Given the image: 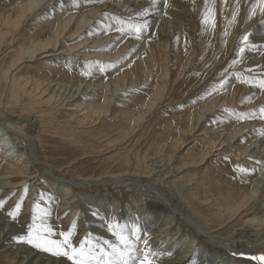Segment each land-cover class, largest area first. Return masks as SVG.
<instances>
[{
    "label": "rangeland",
    "instance_id": "374dc122",
    "mask_svg": "<svg viewBox=\"0 0 264 264\" xmlns=\"http://www.w3.org/2000/svg\"><path fill=\"white\" fill-rule=\"evenodd\" d=\"M30 1L32 0H0V13L1 12L9 13L14 16L18 14V11L23 10V7H25V4ZM56 1H58L59 3ZM133 1L134 0H111V1L110 0H63V1L62 0H47L45 3H41V6L37 5L39 7L38 9L35 8L37 7L36 4H31V6L29 4L26 7H29L30 9V7L34 5L33 8L35 9L32 8L31 13L28 12L26 14L23 24L21 26V29H19L18 32H15L16 34L14 35V37H10L9 41L6 43L4 42L2 44L3 46L0 47L2 48L0 50V61H1L0 62V81H2L0 82V102L2 101V103L4 102L10 103L11 89L9 85L6 84L5 79H3L4 77L3 73L5 70H7L8 66L10 67L13 54L17 55L19 52H16V51L19 48H23V47L28 48L30 46V45H26L29 43H27L26 41L24 42V40H26L27 37L23 38V36L30 34V32H32V34L41 32L44 29V26L43 27L39 26L41 27V29L39 27L37 29L33 28L34 30L33 31L31 29L32 27L30 28L31 24L34 23V21L36 22V20L40 21L43 24L45 23L47 24V22L57 23L60 17H64L66 19L68 18V20L71 22V23L69 22L70 25L72 24L71 26L69 25V30H70L69 33L73 34L77 32L79 34V35L76 34L77 38H76V41L72 42L73 46H76L78 43L82 44L86 42V46H88V49L84 48V45H83V48L81 47L83 50L79 48V50L77 49L78 51L76 50L75 52H72L74 53L73 56L72 55L68 57L66 56L65 58H62L64 56L62 57L60 56L62 60H65V59L67 60L65 64H68V61L71 60L72 62L69 64L71 65L73 63L71 66L75 68V71L79 74V78L83 79V81H89V79L91 81V79L93 78L92 81H99V82H101V80L102 82L105 81L104 83L102 82L101 83L104 85H108L109 87H112L116 84L118 85L119 89L122 88L121 91L117 88L116 92L114 93L115 96L113 95L111 88H110L111 90H108L109 99L112 98L111 102L112 103L116 102L117 104L114 103L116 108L120 109V111L122 112H134L136 110L135 103L142 102V101L143 103H146V104L149 102L148 104H151L154 107V108L152 107L153 109L140 122H137L134 116L130 119L129 132H128L129 135L128 136L120 135L119 137V140H121L120 141L121 145H118L117 148L113 147L112 149L108 151L105 149H103L104 151L85 150L83 148L77 147V145H75L73 142L67 139H63L62 137L56 136L54 134L55 131L53 129H49L50 131L44 130V133L43 132L41 133L40 142H38L39 141L38 139L37 140L33 139L32 144L30 143L29 145H27L24 140L26 138L23 135H21L20 132L16 129V126H14V124L17 126L19 125L16 124V121L13 120V117L10 116L8 110L5 109L4 105L0 106V140L1 141L4 140V143L9 144V146L13 148V153L15 152V154L13 155L14 157L22 155L23 157H26V159L28 160L27 155H30V156L38 155L35 161L39 164L43 162L39 159V157H41V159H43L46 162L45 164L46 165L49 164L48 166L52 168H49L50 171H48L47 169L45 171H42L41 169L39 170L33 169L32 171L33 172L35 171L39 174L43 173L44 175L47 176V178H49L48 181L52 182V180H54L55 183H60L61 185L66 184L68 181H71L72 179H76V178L77 179L79 178L89 179V178H98L100 176H107V177L114 176L115 177L117 175L118 176L126 175L125 177H128V176L130 177L134 173L133 168L131 167L129 169V168H126L125 166H120L118 162L115 163L114 160L110 158L111 155L117 154L119 150H120L119 152H123L125 150L132 151L135 149L139 150V146L148 145L149 151L147 150V156L149 158L156 157L157 154L161 156L163 155V158L168 160L171 166L173 165V168H177V167L185 168L184 164H191V156H189L188 154L189 152H191L192 150L196 148L195 150L199 151V153H201L202 156L205 157V161H204L205 163L201 170L204 171V174L206 175V177H213L216 180L223 178L225 181H229L231 185L234 184L236 187H239V186L242 187L246 183L245 187L248 186L250 188L251 183L253 182L254 179L260 178L264 175L263 174L264 173V153H263L264 152V118H262L264 117V114L261 113V109L264 108V89H261L259 87V82L261 80H264V70H263L264 69V16H262L260 12L259 0H194V1L193 0H185V1L184 0H167L168 1L167 6H165L164 0H155L156 2L155 4L156 6L158 5L157 6L158 8L152 2L153 0L148 1V3L145 2L147 0H143L144 3L141 2L142 0H136L134 1L136 6ZM137 1H139L140 3L138 2L139 4H137ZM113 2H115V4ZM69 3L70 4L72 3V4L70 5ZM105 3L110 4L109 9L112 8V10H114V11L111 10L113 13L110 12L109 9H105L107 7L105 6ZM116 3L118 5H116ZM187 3L189 4V6ZM206 3H207L208 9L213 15L214 27L211 25V23L209 24L202 23V20L205 16ZM168 4H169V7H168ZM151 5H152V8H150ZM117 6H119L120 8H118ZM137 6H141L144 9H142L141 11L137 10L136 9ZM192 7H194V10ZM165 8L168 9V11ZM254 8H255V14H253ZM96 9L98 10V16L102 14V16L99 17L101 19H99L97 15H96V19L94 17L95 15L90 16V14H92L94 11H97ZM145 9H147V13L149 14V15L147 14V16L150 19L147 16L139 17L137 15L138 13H141L142 11L144 12ZM163 10H165V12ZM115 11H118V13L114 14ZM64 12H67V13H64ZM152 12H155L156 16L154 14L151 15ZM192 12H194L195 15ZM120 13L121 14L124 13L122 14L123 17H121ZM164 13L166 15H163ZM47 14L48 15L50 14V15L48 16ZM84 16L85 18H87L88 23L86 19L84 18ZM88 16L91 18H89ZM72 17H74L75 19ZM83 18L85 19L84 22L86 26L81 30L79 29L81 26L78 28L79 23L77 22V20L81 22ZM113 18L114 20L116 19L115 20L116 23L113 20ZM72 19L74 20L72 21ZM91 19H93L92 20L93 22H91ZM106 19H108V22H111L110 20H113V22H111V24L110 23L107 24ZM143 19L144 20L146 19L148 27L145 28L139 34H137L133 30V26L142 23ZM172 20L174 21L172 22ZM89 21L91 22V24H93L94 22H97V24H99L100 26L99 27L100 30L98 31V34H90L89 38H91V40L87 41V39L84 37L87 35L85 34L87 31H88L87 33L91 31L90 30L91 24ZM165 21L167 23H165ZM123 24L124 26L122 27ZM168 26H169V29H168ZM176 27H180V29ZM204 28L206 29L204 30ZM209 29L211 32H209ZM179 30H181V33ZM194 30L196 31L194 32ZM100 33H101L102 38L98 37V35L100 36ZM203 34L205 35L204 36L205 38L203 37ZM49 36L50 35H48L47 33V36H43V39H46ZM244 36H248L247 45L242 40ZM176 37H179V38H176ZM108 38L109 39L111 38V39L109 40ZM205 39L208 40V42ZM94 40L95 42L96 41L97 42L99 41V42L98 43L94 42L96 44L95 45L93 43ZM186 40L187 41L190 40L189 43ZM107 41H109V43ZM133 41L135 42L132 43ZM136 42L137 44H135ZM178 42L181 44V46ZM16 43L19 46H17ZM14 44L16 48L14 47ZM104 44L108 46L105 47ZM173 44L174 45L176 44V45L174 46ZM161 46L163 47V49ZM166 46L167 47L170 46L172 49L169 47L168 48L169 50L166 51L167 50ZM194 46L196 47V49ZM91 48H94L93 49L94 51ZM241 48H244L243 52H241ZM99 49L101 50L103 49V51H107L108 54H118L117 57L119 59L115 58L116 59L115 60V59L109 58L108 59L109 62H108L107 58L103 57L97 62H95V56L90 55V53L92 54V53L101 51ZM185 49H188V50H185ZM111 50H113V52ZM156 51H157V54H156ZM83 53L89 54V58H87L88 60L80 56ZM176 54L179 55L181 59L176 60L177 57H179ZM210 54L213 56H211ZM77 55L79 57H77ZM158 55L160 56L164 55L167 60L162 58V59H159L160 61L158 62L157 60ZM169 56H171L170 59H169ZM195 56H196V59H194ZM172 57H174L175 59L173 60ZM188 58L189 59L191 58L190 60H192L191 66L190 64H187V62L189 61ZM203 59L206 61H204ZM25 60H26V64L24 66L27 65L26 67L34 68V69L38 67V65L41 63V60H39V58L35 59V61L39 60V63L34 62V60H32L33 62L29 61L30 59H27V58ZM62 60H60V58L58 57V60H56L55 62L59 63V61L61 62ZM183 60L185 61L187 66L189 65V68L186 69L187 72L185 74V77L182 80L178 81L179 83L178 84V83H175L174 81H175L176 75L181 71V68H182V64L179 62H182ZM258 60L259 62H257ZM122 61H124V63ZM104 65L106 66L104 67ZM139 65L143 67L144 71L137 70V67ZM155 66L157 67L155 68ZM124 70L125 71L128 70L130 72V76L125 75L126 72ZM168 70H169V75H168L169 80H167V77L165 78L164 76H162ZM158 75L160 77H158ZM79 81H77L74 84L69 82V83H66V85H69L70 87L78 86ZM107 82L109 84H107ZM81 86L83 87L84 85H81ZM132 86H134V88H132ZM244 88H246L247 90ZM5 89L7 92L5 91ZM151 89L153 90V92ZM251 89L252 91H250ZM110 91L112 92V95H110L111 94ZM246 94L248 95L246 96ZM223 95L224 97L226 95L227 97H230V98H227V97H226L227 99L223 98ZM245 96L247 97V99ZM117 97H119L120 100ZM250 97H253L254 99ZM154 99L155 101H153ZM117 101L120 103H118ZM157 101L158 103H155ZM221 103L223 104L221 105L223 106L222 108L219 105ZM217 104L219 105V107ZM41 107L46 109L43 105H41ZM122 107L123 109H121ZM205 109L208 113L205 111ZM245 113L247 115H245ZM20 115H21V112L20 113L17 112L14 115V117L17 118ZM197 118L200 120H198ZM61 119L65 121L67 117L66 116L64 118L60 117V120ZM119 120H120L119 118L113 119L111 120V123H113V125L120 124V123L122 124L123 122H120L121 120L120 121ZM254 121L257 123L261 122L262 124L253 125L251 127L252 130L251 128L247 130V128L245 127L249 123L254 122ZM5 123L11 126H14L13 128L17 130L19 133L15 132L14 130L8 131L6 129L7 124ZM234 124H237V125H234ZM163 125L164 127H162ZM193 127L197 130L192 129ZM161 129H166V130H163V131H166V134L165 132L163 133ZM241 129H244L245 131ZM160 130L162 132H160ZM170 130H172L171 134H170ZM238 130L239 132L240 131L248 132L249 130L251 131L248 134L243 135L241 137L240 135H238L239 138H237V136L234 133H238ZM173 131L175 132L173 133ZM206 132L211 133L209 137L207 136ZM144 133L146 134L144 135ZM158 135H160V137ZM222 135L225 139L222 137ZM141 136L143 137V139ZM157 136L159 137V139ZM136 137L138 138V140ZM140 137H141V142L139 143ZM220 137L223 138V140ZM146 138H147V142H146ZM151 139H155V141L151 143ZM156 139H158L159 141ZM156 143L157 144L159 143V145L157 146ZM240 143H242L243 146H245L246 148L252 145L251 149L254 146H256L254 148V152H258V154H260L263 161H261V158H260V161H259L260 163H257L256 159L255 160L252 159L253 157L252 158L248 157L247 160L243 159V156L244 158H247L245 157L247 155L251 156L252 153H248V154L243 155L241 158H239L240 159L239 162H236V159H234V155L238 154L236 152L238 149L235 150V146L238 147V144ZM133 146L135 147L134 149H133ZM161 146L166 147V148L163 149ZM28 147H30V151L28 150ZM227 148L228 149L232 148V149L229 150V152H225ZM204 149L206 150V152ZM201 150L203 152H200ZM230 154L232 157L230 156ZM224 156H226L227 158ZM5 160L9 162L12 159L11 157L8 156V158H5ZM250 162L251 163L256 162L258 164V168L256 169L257 171L249 172ZM33 167H35V165L32 164L31 168ZM39 168H43V167L41 166ZM244 169L247 171H244ZM164 170L165 169H162V171ZM232 171L235 172V174H233ZM226 172H228V174ZM128 173H130L131 175H129ZM161 174L164 180H166L167 185H169L172 182L171 179L169 180L167 178L168 175L166 177L163 176L164 174H166L165 172ZM184 174H186V172ZM195 174L197 173H195L194 171H190V175H193L194 178L197 177V175ZM238 174H241V175L244 174L243 178L240 179ZM40 176H42V174H40ZM59 178H61L60 179L61 181L58 180ZM201 178L202 177H199V179ZM43 180L39 182V184L41 183L40 185L39 184L36 185L38 187L40 186L39 188L38 187L33 188V185L29 184L28 181H26L25 184L28 183V185L26 186V191H27L26 194L27 193L28 194L27 195L25 194V197H23L24 199L23 198L20 199V197H18L14 201L15 202L14 206H10V208L5 209L4 205H6L7 202H9L8 200L6 203L3 204V207L0 208V213H1L0 214V219H1L0 220V230L2 229L0 232L4 233V230L6 229V233H8V236L11 239L10 240L11 245L16 243L13 246H17V247L26 246L27 248L35 251L38 254H45L47 256L50 255L54 259H58V258L61 260L63 259V260H66L68 263L72 264V262L68 260L66 257H55L49 253L43 252L34 247L32 248V246L26 243H18L17 237L27 235L29 227L32 226L33 224L35 225L36 228H40L42 226L50 227L53 233L51 237L52 239L62 240L63 237L60 236V233L70 232L71 233L70 240L74 248L79 250L81 244H83L85 246V250L92 249L93 252L97 256H99L101 250L105 252L111 251V249L109 248V245L119 246V244L116 243V241L112 240L115 238L118 240V235H114L113 231L109 230V226L111 225L113 230L116 233H120L121 231H123L125 235H130L131 230L134 228L139 229V232L137 233V235H139L140 239L136 242L137 247L140 248L141 250L145 249V247L149 249L153 248L152 250L155 252L159 250L158 252H156L159 254L156 257V264H167L168 263L167 257L170 255H168L169 253L165 252V248H164L165 246H162L161 248L157 247L159 245V243H156L157 239H154V236L150 232L149 233L143 232V230L140 228V225L138 224L143 219L152 216L151 207L153 205H156L157 203V201H155L154 199L146 198V197L141 198V195H139L141 193L139 192L136 193L137 191L133 189L130 190L129 188L122 189V188H113V187H107V188L93 187L90 189H86L84 191L81 189L75 188V189H72V191L76 193L75 194L76 198L79 199L80 196L82 197V200L87 196L92 199L98 198L100 201L104 200V205L102 204L98 208L96 204L90 203L91 209H93L94 212H96L97 215H99L100 218L98 219L100 220V223H99V220L98 222H96L97 219L95 220L89 219L87 212L81 213L79 210H76L75 217L71 218V220H68L70 212H66L65 210L63 211L64 214L61 213L62 215L61 214L59 215L56 213L50 214L49 212H47L46 203L52 205L55 208L54 211L55 210L58 211L62 204L61 203L58 204L57 202H54L53 204L50 202L49 197L52 194H50L48 191L44 192L42 190L43 183L45 184ZM184 184H187V183H184ZM169 186H171V184ZM183 186L185 185H182L181 187ZM47 187L49 189V185ZM30 188L35 195L38 193L35 199L39 198L40 200L38 199L37 203H34V204L31 203L30 209L29 208L26 209L25 204L27 202V197L29 196L31 192ZM37 188L39 190H37ZM141 188L145 190L147 189V192L151 194L152 196H156L158 198L162 196L158 192H155L152 190L154 187H152L151 189L148 186H145V187L141 186ZM193 188H194V185L190 187V189H193ZM178 190H182V191L179 192ZM54 192H57V190H54ZM147 192L143 191L142 193H147ZM170 192H172V194L176 196L177 198H179L180 200L181 195H184V197L187 196L185 194L188 193V188H184V191H183V189H179L177 186L173 185L170 188ZM62 193L63 191H61L60 194ZM43 196L45 197L43 198ZM201 196L202 197L204 196L203 192H201ZM259 197L260 198L258 199V201H256L253 205L249 207V211L247 212V214L251 213L250 214L251 216L249 215L250 217L249 216L245 217V221L246 219H251V218H253V220L254 219L258 220L262 218L261 220H264V211H263L264 191H262V194L261 193L259 194ZM31 200L32 199H29V201ZM189 200L194 202L193 199L191 198H189ZM178 202H180L179 203L180 207L184 205V208H187V203H185L184 200H180ZM18 203L21 205V208H20V211L17 213L16 218L13 219L12 217L8 215V213L14 211L15 206ZM55 204H58V205L56 206ZM92 204H94L95 206ZM35 206L39 208H35ZM56 207L58 208V210ZM183 213L184 212H182L180 209H174L173 211H170L162 215L166 218L168 222H172V224H174L175 227L177 226L181 230L180 233L182 234H179V235L184 236L183 237L184 242L183 244H181V246L178 244V250L181 249L182 247L184 249L187 247L188 248L191 247V245H193L192 241H194L196 245L198 243L199 244L197 246L194 245V247L191 250L192 251L196 250V252H198L197 253L198 256L193 258L192 259L193 261L191 260L187 263L182 262V261H176L175 257L172 258L173 261L170 258L169 260L172 261V264H189V263L190 264H255L254 261H250L246 259V257L250 255L249 253L244 255L246 256L244 257L242 255H239L241 253H236L229 249H227L226 251L222 250L223 248L217 245L216 243H213L210 238L208 239L201 238L200 233L196 230L194 226L191 225V223L189 222L190 220L187 219ZM2 219L6 220V223ZM84 219L86 221H84ZM12 222L13 224H10ZM235 222L225 227L224 230L218 232L221 238L228 239L229 237L233 236V238L238 239V238H243L245 234H247L246 232H248V230L245 228L244 230H242L243 227H241L242 226L241 222L239 223H235ZM83 223L85 226L83 225ZM13 228H15V230H13ZM97 229L102 230V231L105 230L104 231L105 233L108 232L106 233L108 234V238L107 237L104 238L102 236L97 235V232H96ZM257 229L259 230L260 226H258V228L257 227L255 228V230ZM11 230H13L14 232ZM18 231L20 232V234H17L19 233ZM171 237L172 236L168 237V239H166L165 242H163V244H166V246L169 245L170 243L169 239ZM177 239L173 241V245H172L173 248L176 245L175 242H177ZM145 241H147V245H145ZM181 241L182 240H180L179 243H181ZM162 252L163 253L165 252V253L162 254ZM233 253H236L237 255H233ZM186 254L190 258L193 253H189V254L186 253ZM260 254L264 255V250L261 253H258L255 255H260ZM179 255L180 256L185 255V250H182V251L180 250ZM0 264H12V263L10 262L8 263L6 261L2 263L0 261Z\"/></svg>",
    "mask_w": 264,
    "mask_h": 264
},
{
    "label": "bare ground",
    "instance_id": "6f19581e",
    "mask_svg": "<svg viewBox=\"0 0 264 264\" xmlns=\"http://www.w3.org/2000/svg\"><path fill=\"white\" fill-rule=\"evenodd\" d=\"M46 1L47 0H32L30 2H27L25 4V7H23V10L18 11V14L14 15V16L11 15V14H9V13L1 12L0 13V47L3 46L2 44L4 42L5 43L8 42L10 37H14V35L16 34L15 32H18L19 29H21V26L23 24V21H24V18L26 16V14L28 12L31 13L32 8H33L34 5L32 7H30V9H29V7H26V6L29 5V4H30V6H31V4H36V6L37 5L38 6L39 5L41 6V3H45ZM134 1H136V0H134ZM148 1H150V0H147L145 2L148 3ZM56 2H58V1H56ZM138 2L139 1H137V4L140 3V2L139 3ZM141 2H143V0ZM180 2H182V1H180ZM113 3L115 4V2H113ZM155 3H154V5L156 6ZM167 3H168V1H167ZM134 4H135V2H134ZM190 4H191V2H190ZM109 5L110 4L105 3V6H107L105 9H109ZM116 5H118V4L116 3ZM38 6L35 7V8L38 9L39 8ZM62 6H64V5H62ZM135 6H136V4H135ZM146 6H148V5H146ZM188 6H189V4H188ZM117 7L120 8L119 6H117ZM168 7H169V4H168ZM35 8H33V9H35ZM150 8H152V5H151ZM192 8L194 10V7H192ZM136 9L141 11L144 8H142L141 6H137ZM54 10H55V8H54ZM109 10H110V12L114 11V10H112V8H110ZM120 10H122V9H120ZM145 10H147V9H145ZM166 10L168 11V9H166ZM186 10H187V8H186ZM35 11H37V10H35ZM60 11H62V10H60ZM163 11L165 12V10H163ZM167 11H166V13H167ZM181 11H183V10H181ZM64 13H67V12H64ZM115 13L117 14L118 11H115L114 14ZM192 13H194V12H192ZM122 14H124V13H122ZM122 14H121V17H123ZM153 14L155 15L156 13L155 12H152L151 15H153ZM91 15H93V16L95 15L94 17L96 19V15L98 16V10L97 11H94L92 14H90V16ZM163 15H166V14L164 13ZM194 15H195V13H194ZM101 16H102V14L99 15L98 18L101 17ZM176 16H177V14H176ZM42 17H44V16H42ZM72 18H74V17H72ZM84 18H85V16H84ZM84 18L82 20L83 22L82 21L80 22V21L77 20V22L79 23L78 28L81 26L79 28L81 30L86 26V24L84 22L85 19H86V21L88 23L87 18H85V19ZM89 18H91V17H89ZM74 19H72V21ZM93 19H91V22H93L92 21ZM99 19H101V18H99ZM106 20H107L106 21L107 24L108 23L111 24V22H113L114 18H113V20H110L111 22H108V19H106ZM118 20H120V19H118ZM118 20H117V22H118ZM163 20H165V19H163ZM170 20H171V18H170ZM148 21H150V20H148ZM173 21L174 20H172V22ZM69 22L70 21L68 20V18L66 19L64 17H60V19H59V21L57 23H53V22H49L48 23L47 22V24L46 23L43 24V23H41L40 21H37V20H36V22L34 21V23H32V24L29 23V24H31L30 28L32 27L31 28L32 30H33V28L34 29H37L39 26H42V27L44 26V29L41 32H37V33H34V34H32V32H30V34H27V35L23 36V38H26L27 37L26 40H24L23 38L22 39L24 40V42L26 41L27 43H29V44H26V45H30V46L29 47L27 46L28 48H25L23 46H22L23 48H19L16 51V52H19V53L17 55H14L13 54L12 62L10 63V67L8 66L7 70L4 71V73H3L4 74V77L3 76L2 77H3V79H5L6 84H8L9 87H10V89H11V97H10V103H6V102L2 103V101H1L0 102V106L1 105H4L5 109L8 110L10 116L13 117V120H15L16 121V124L19 125V126H17V125L14 124V126H16V129L20 132V134L23 135L26 138L24 140H25V142H26L27 145H29L30 143L32 144L33 139H36V140L38 139L39 140L38 142H40L41 133L42 132L44 133V130L47 131L49 129H53L55 131L54 134L56 136L62 137L63 139H67V140L73 142L75 145H77V147L83 148L85 150L104 151L103 149H105V150L108 151V150L112 149L113 147H116L117 148L118 145H121L120 144L121 143L120 142L121 140H119L120 135L121 136H123V135L124 136H126V135L128 136L129 135L128 132H129V125H130L129 122H130V119L134 116L135 117V120H137V122H140L144 117H146V115L154 107L151 104H148L149 102L146 104V103H143V101H142V102H136L135 103L136 110L134 112H122V111H120V109L116 108V106L114 104L116 102H113L112 103L111 102L112 101L111 100L112 98L109 99V97H108L109 96L108 95V93H109L108 90H111V89H112L111 91L113 92V95L115 96L114 93L116 92L117 88L119 89L118 85L115 84L114 86H112V84H111L112 87H109L108 85L102 84L105 81L102 82L101 79L100 80H101L102 83L99 82V81H92L93 78L91 79V81H90V79H89V81H83V79H80L79 78V74L75 71V68H73L71 66L73 63L71 65L69 64L72 61L70 60V61H68V64H65L67 62V60L66 59L65 60H62V58H65L66 56L68 57V56H71V55L73 56L74 53H72V52H75L77 49L79 50V48H81V47L83 48V45H84V48H86V49H88V46H86V42H84V43L81 42L82 44H79L78 43L79 46H78V44L76 46H73L72 42L76 41V38H77L76 34H78V33L77 32H75L73 34L69 33V31H70L69 30V25L71 23V22L70 23ZM91 22H90V24H91ZM128 22H130V21H128ZM115 23H116V21H115ZM163 23H164V21H163ZM165 23H167V22L165 21ZM168 24H169V22H168ZM115 25H117V24H115ZM123 26H124V24L122 25V27ZM184 26H185V24H184ZM27 27H28V25H27ZM99 27L100 26H99V24H97V22H94L93 24H91L90 25V30L91 31H89V33H87L88 32L87 31L85 33L87 35L84 38H86L87 41H90L91 38H89V35L90 34H98V31L100 30ZM111 27H112V25H111ZM187 27H185V28H187ZM39 28L41 29V27H39ZM176 28H179L180 29V27H176ZM206 28H204V30ZM168 29H169V26H168ZM32 30H30V31H32ZM192 30H193V28H192ZM179 31L181 33V30H179ZM195 31L196 30H194V32ZM194 32H192V33H194ZM209 32H211L210 29H209ZM212 32H214V31H212ZM47 33L50 36L47 37L46 39H43V36H47ZM83 34H84V32H83ZM208 35H210V34H208ZM109 36H111V35H109ZM204 36L205 35L203 34V37ZM216 36H217V34H216ZM98 37L99 38H102L101 37V33H100V36L98 35ZM176 38H179V37H176ZM78 39H79V37H78ZM92 39H94V38H92ZM183 40H185V39H183ZM189 41H187V42L189 43ZM206 41L208 42V40H206ZM94 42H95V40L93 41V43ZM107 42L109 43V41H107ZM134 42L135 41H133L132 43H134ZM100 43H102V42H100ZM135 44H137V42ZM17 46H19V45L17 44ZM104 46L106 47L108 45H105L104 44ZM180 46H181V44H180ZM14 47H15V44H14ZM98 47H100V46H98ZM169 47H167V50L166 51L169 50L168 49ZM1 49L2 48H0V50ZM91 49L93 50L94 48H91ZM152 49H153V47H152ZM162 49H163V47H162ZM195 49H196V47H195ZM99 50H101V49H99ZM114 50H115V48H114ZM185 50H188V49H185ZM111 51L113 52V50H111ZM172 51H174V50H172ZM118 53H119V51H118ZM154 53H155V51H154ZM178 53H179V51H178ZM156 54H157V51H156ZM90 55H94L95 56V62H97L98 60H100L103 57L104 58H107V61L108 62H109V60H108L109 58L110 59H115V58L117 59L118 58L117 57L118 54H108L107 51H103V49L101 51H98V52H95V53H92V54L90 53ZM176 55H174V56H176ZM60 56L61 57L64 56V57L61 58ZM80 56L83 57L84 59L85 58L86 59L89 58V54H85V53L81 54ZM177 56H179V55H177ZM196 56H195L194 59H196ZM211 56H213V55H211ZM58 57L62 61L61 62L59 61V63L58 62L56 63L55 61L58 60ZM77 57H79V56L77 55ZM26 58L27 59H30L29 61L34 60V62H38V63H39V60H41V63L35 69L34 68L26 67L27 65L24 66L26 64V60H25ZM38 58H39V60L38 61H35V59H38ZM162 58L163 59H166V57L164 55L163 56L158 55V59H157L158 62L160 61L159 59H162ZM170 58H171V56H169V59ZM172 58H173V60L175 59L174 57H172ZM179 59H181L180 56L177 57L176 60H179ZM188 59H187V61H188ZM190 59L187 62V64H190V66H191L192 65L191 64L192 63V60H190ZM206 59H208V58H206ZM87 60H85V61H87ZM211 60H212V58H211ZM250 60H252V59H250ZM204 61H206V60H204ZM113 62H114V60H113ZM122 62L124 63V61H122ZM257 62H259V60ZM175 63H176V61H175ZM179 63L182 64V68H181V71L176 75V78H175V81H174L175 83H178V81L182 80L185 77V74L187 72L186 69L189 68V65L187 66L184 60L182 62H179ZM138 64H139V62H138ZM167 64H166V66H167ZM105 66L106 65H104V67ZM156 67L157 66H155V68ZM262 67H263V65H262ZM137 70L138 71H144L143 70V67L141 65H139L137 67ZM125 72H126L125 75L130 76V72L128 70H126ZM159 72H158V74H159ZM86 74H87V72H86ZM120 75H121V73H120ZM168 75H169V70L165 74H163L162 76H164L165 78L167 77V80H169V76ZM158 77H160V76L158 75ZM164 77H162V78H164ZM77 81H79L78 82L79 83L78 86H74V87L72 86V87H70L69 85H66V83H69L70 82V83H73L74 84ZM0 82H2V81H0ZM118 83H120V82H118ZM107 84H109V83L107 82ZM81 85H84V86L82 87ZM132 88H134V86H132ZM231 88H233V87H231ZM121 89H119V90L121 91ZM244 89H246V88H244ZM5 91H6V89H5ZM111 91H110V93H111L110 95H112V92ZM250 91H252V89ZM152 92H153V90H152ZM148 94H149V92H148ZM226 95H225V97L223 95V98H226L228 96V95L227 96ZM244 95H242V96H244ZM247 95L248 94H246V96ZM118 96H119V94H118ZM253 97H250V98H253ZM117 98H119V97H117ZM227 98H230V97H227ZM155 99L153 101H155ZM246 99H247V97H246ZM246 99H244V100H246ZM119 100H120V98H119ZM129 100H130V98H129ZM113 101H114V99H113ZM133 101H134V99H133ZM133 101H131V102H133ZM233 101H235V100H233ZM118 103H120V102H118ZM155 103H158V101L155 102ZM218 103H219V101H218ZM248 103H249V101H248ZM252 104H253V102H252ZM41 105H43L46 109L42 108ZM219 105L221 106L223 104L221 103ZM219 105H218V107H219ZM222 107L223 106H221V108ZM121 109H123V107ZM195 110H197V109H195ZM129 111H130V109H129ZM203 111H204V109H203ZM205 111H206V109H205ZM256 111H258V110H256ZM17 112H19V113L21 112V115L16 118V117H14V115ZM209 113H211V112H209ZM245 115H247V114L245 113ZM65 116L67 117V119L65 121H63L62 119L60 120V117L64 118ZM117 118H119L121 120V121L120 120L119 121L120 122H123V123L122 124L120 123V124L113 125V123H111V120L117 119ZM185 118H187V117H185ZM175 119H176V117H175ZM177 119H178V117H177ZM198 120H200V119H198ZM164 121H162V122H164ZM193 121H194V119H193ZM203 121H205V120H203ZM124 123H125V125H124ZM5 124H7V123H5ZM260 124H262V123L261 122L260 123H257V122L254 121V122L249 123L247 126L245 125L246 126L245 128H247V130H248L253 125H260ZM165 125H167V124H165ZM234 125H237V124H234ZM6 126H7L6 129L8 131L14 130L15 132L19 133L17 130H15L13 128L14 126H11L9 124H7ZM197 126H198V124H197ZM162 127H164V125ZM195 128H196V126H195ZM195 128L193 127L192 129H195ZM155 129H154V131H155ZM158 129H159V127H158ZM244 129H241V130H244ZM152 130H153V128H152ZM161 130L163 131V130H166V129H161ZM161 130H160V132H162ZM195 130H197V129H195ZM251 130H252V128H251ZM251 130H249L248 132L247 131L246 132H243V131H240L239 132V130H238V133H234V134L237 136V138H239L238 135H240V137H241L243 135L248 134ZM236 131H237V129H236ZM164 132L166 134V131H163V133ZM171 132H172V130H170V134H171ZM174 132L175 131H173V133ZM145 134L146 133H144V135ZM206 134L209 137L211 133H207L206 132ZM158 136L160 137V135H158ZM219 136H221V135H219ZM219 136H217V137H219ZM141 137H140L139 143L141 142ZM159 137H158V139H159ZM222 137H223V135H222ZM235 137H233V138H235ZM223 138H221V139L223 140ZM237 138H235V139H237ZM127 139H128V137H127ZM142 139H143V137H142ZM158 139H156V140H158ZM207 139H209V138H207ZM137 140H138V138H137ZM153 141H155V139H151V143H153ZM146 142H147V138H146ZM201 143H202V141H201ZM158 145H159V143L157 144V146ZM220 145H222V144H220ZM146 146H148V145H146ZM146 146H144V145L143 146H139V150L138 149H135V150H132V151H130V150H127L126 151L125 150L123 152H119L120 150L118 149L119 151H118L117 154L111 155L110 158L112 160H114L115 163L118 162L120 164V166H125L126 168H129V169L131 167L133 168L134 173L132 175L130 173H128L129 175H131L130 177L128 176V174H127L128 177H125L126 175H123L122 174L123 176H121V175L118 176L117 175L115 177L114 176H111V177L100 176L98 178H89V179H80V178L77 179L76 178V179H72L71 181H68L67 180L68 182L66 184H62L61 185L60 183H55L54 180H52V182L48 181L49 178H47V176L44 175L43 173H40V174H42V176H40L39 173H37L35 171L34 172L32 171L33 169H37V170L41 169L42 171H45L47 169L48 171H50L49 168H52V167L48 166L49 165L48 163H47L48 165H46L45 164L46 162L43 159H41V157H39V159L41 161H43V162H41L40 164L35 161L36 158L38 157V155L37 156H35V155H33V156L27 155L28 160L26 159V157H23L22 155L15 156L14 157L13 155L15 154V152L13 153V148L11 146H9V144L4 143V140L3 141L0 140V155H1L0 156L1 157L0 158V202H3V204H4V203H6L9 200V202H7V204L4 205L5 206V209L10 208V206H14L15 205V202L14 201L18 197H20V199L23 198V197H25V194L27 192L26 191V186L28 185V183L31 184V185H33V188H34V187H38L36 185H38L39 182L44 179L43 182H45V184L42 182L43 183L42 190L44 192L48 191L50 194H52L49 197L50 198V202L53 203V204H54V202H57L58 204H60V203L62 204L60 206L59 210L56 207L58 211L55 210L56 211L55 212L54 211L55 208L52 205L46 203L47 212H49L50 214L56 213V214H59L60 215L61 213L64 214L63 211L65 210L66 212H70L69 218L68 217L67 218H68V220H71V218L75 217L76 210H79L81 213L87 212L89 219H94V220L97 219L96 222H98V220H99L98 218H100V217H99V215H97L96 212H94L93 209H91L90 203L96 204L97 207L99 208L102 204L104 205V200H101L100 201L98 198L97 199H92V198H90L88 196L85 197L83 200H82V197L81 196L80 197L78 196L79 197V199H78L75 196L76 193H74V191H72V189H75L76 188V189H81V190L84 191L86 189H90V188H93V187H98V188L113 187V188H122V189L129 188L130 190L133 189V190L137 191L136 193H138V192L141 193V194H139V195H141V198H144V197H146V198H152L155 201H157L156 205H153L151 207L152 216L143 219L138 224L140 225V228L143 230V232H146V233H149L150 232L154 236V239H157L156 243H159V245L157 247L161 248L162 246H165L164 247L165 248V252L169 253L168 255H170V256L167 255L168 256L167 257V260H168V263L167 264H172V261H173L172 258H174V257H175L176 261H182V262H186L187 263V262L191 261L193 258H195L196 256H198V254H197L198 252H196V250H194V251L191 250L194 247V245H196L194 241H192L193 245H191V247H189V248L187 247L185 249L182 247L181 249L178 250V244L180 246H181V244H183V242H184L183 237L184 236L183 235H179V234H182V233H180L181 230L177 226L175 227L174 224H172V222H168L166 220V218L162 215V214L168 213L170 211H173L174 209H180L182 212H184L183 213L184 216L187 219L190 220L189 222L200 233V237L201 238H203V239L210 238L213 243H216L217 245L221 246L223 248L222 250H225L226 251L227 249H229V250H231L233 252L243 254L242 256L246 255L247 253H249L250 255H255V254L261 253L264 250V220H261L262 218H260L258 220H256V219L253 220V218H251V219H246V221H245V217H248L251 214V213L247 214V212L249 211V207L251 205H253L256 201H258V199L260 198L259 197V194L260 193L262 194V191H264V175L262 177H260V178H256V179L253 178L254 180L251 183L250 188L248 186L245 187V184L246 183L242 187H240V186L239 187H236L234 184L231 185L229 181H225L223 178H220L219 180H216L213 177H206V175L204 174V171L201 170L202 167L204 166V163H205L204 162L205 161V157H203L202 154L199 153V151L195 150L196 148L194 150H192L191 152H189V154H188L189 156H191V164H184L185 165V168H182V167L173 168V165L171 166V164L168 162V160H166L165 158H163V155L161 156V155L157 154L156 157H150L149 158L147 156V150L149 151V149H148L149 146L148 147H146ZM144 147H146V148H144ZM251 147H252V145L249 146L248 148H246L245 146H243L242 143L238 144V147L235 146V150L238 149L236 151L238 154L234 155V159H236V162H239L240 161L239 158H241L243 155L248 154V153H252L251 156H248V155L245 156L247 158H244V156H243V159L247 160L248 157L249 158H252L253 157L252 158L253 160L256 159L257 161H260V158H261L260 154H258V152H254V148L256 146H254L252 149H251ZM134 148L135 147L133 146V149ZM162 148L164 149L166 147H162ZM231 149L230 148L229 149L227 148V150L225 152H229V150H231ZM28 150L30 151V147H28ZM200 152H203V151L201 150ZM205 152H206V150H205ZM8 156L11 157V159H12L9 162H7L8 161L7 159H6L7 161L5 160V158H8ZM207 156H206V158H207ZM230 156H231V154H230ZM224 157H226V156H224ZM261 161H263L262 158H261ZM32 164L35 165V167L31 168V165ZM41 166L43 168H39ZM236 166H237V164H236ZM240 167H242V166H240ZM257 168H258V164L256 162H254V163H251L250 162L249 172L250 171L251 172L252 171H257L256 170ZM162 169H165V170L162 171ZM51 170H53V169H51ZM190 171H194L195 173H197L195 175H197L198 178L196 176H195L196 178H194L193 175H190ZM164 172L166 174H164L163 176L166 177L168 175L167 178L169 180L171 179V181H172L170 183L171 186H169L170 184L167 185L166 180H164V178L162 177V174L161 173H164ZM185 172H186V174H184ZM226 173L228 174V172H226ZM232 173L235 174V172H233V171H232ZM159 174H161V175H159ZM243 175L238 174V176H239L240 179L243 178ZM231 176H233V175H231ZM199 177H202V178L199 179ZM192 178H194V179H192ZM60 179L61 178H59L58 180H60ZM198 179L201 180V181H199ZM247 179H248V177H247ZM26 181H28L27 184H25ZM193 181H194V183H193ZM245 182H247V181H245ZM184 183H187V184H184ZM48 185H49V189L47 187ZM173 185L174 186H177L179 189H183V191H184V188H188V193L185 194L187 196L184 197V195H181V199H180V200H184V202L187 203V208H184V205L182 207H180V204H179L180 202H178V201H180L179 198H177L176 196H174L172 194V192H170V188ZM182 185H185V186L181 187ZM193 185H194V188L193 189H190V187L193 186ZM141 186L142 187L148 186L151 189H152V187H154L152 190L155 191V192H158L162 196H160V198H158L156 196H152L151 194H149L147 192V189L146 190L145 189H142ZM38 188H37V190H39ZM30 190H31V188H30ZM54 190H57V192H54ZM61 191H63L62 194H60ZM143 191H146L147 193H142ZM178 191L181 192L182 190H178ZM201 192H203V194H204L203 197L201 196ZM36 195H38V193ZM36 195L31 190L29 196L27 197V202L25 204L26 205V209H28V208L30 209L31 203L34 204V203H37L38 202V199L39 198L38 199L37 198L35 199ZM137 196H138V194H137ZM44 197L45 196H43V198ZM189 198L193 199L194 202H192L191 200H189ZM29 199H32V200L29 201ZM105 203H106V201H105ZM135 203H137V202H135ZM58 204H55V205L57 206ZM94 204H92V205H94ZM44 206H45V204H44ZM32 208H33V206H32ZM35 208H39V207H36L35 206ZM136 208H138V207H136ZM149 210H150V208H149ZM71 211H72V213H71ZM263 211H264V209H263ZM167 216H168V214H167ZM82 217H84V216H82ZM2 220H4V219H2ZM9 221H8V223H9ZM84 221H86V220L84 219ZM4 222L6 223V220H4ZM81 222H83V221H81ZM233 222H235V223L241 222V224H242L241 227H243L242 230H244V228L247 229L248 230V232H246L247 234H245V236L243 238H238V239L233 238V236L229 237L228 239L221 238V236L218 234V232L224 230L225 227H227L228 225H230ZM99 223H100V220H99ZM10 224H13V222L10 223ZM83 225H84V223H83ZM258 226H260V229L259 230L258 229L255 230V228L256 227L258 228ZM13 230H15V228H13ZM13 230H11V231H13ZM104 231L105 230H103V231L102 230H98V229L96 230L97 235L102 236L104 238H106V237L108 238V234H106L108 232L105 233ZM254 233H256V234H254ZM17 234H20V232L17 233ZM11 235H13V234H11ZM170 236H172L169 239L170 243H169V245L166 246V244H163V242H165V240L168 239V237H170ZM177 237H178V239H177ZM176 239H177V242H175L176 245L173 248L172 247L173 241H175ZM10 240L11 239L8 236V233H6V229L4 230V233H1L0 232V261L2 263L4 261H6V262H8V263L10 262L12 264H70L66 260H63V259L62 260L59 259V258L58 259H54L50 255L47 256L45 254H38L35 251L30 250L26 246H18V247L17 246H13L16 243H14L13 245H11V243H10L11 241ZM112 240L116 241V243L119 244V241L116 238L115 239H112ZM158 240H160V241H158ZM180 240H182L181 243H179ZM180 250L181 251L182 250H185V255L180 256L179 255ZM158 251L159 250H157L156 252H158ZM164 253L162 252V254H164ZM186 253H188V254L189 253H193V254L189 258V256ZM260 255H262V254H260ZM244 257H246V256H244ZM170 258L172 259V261L169 260ZM211 260H212V258H211ZM206 261H208V260H206Z\"/></svg>",
    "mask_w": 264,
    "mask_h": 264
},
{
    "label": "snow or ice",
    "instance_id": "6c2138e0",
    "mask_svg": "<svg viewBox=\"0 0 264 264\" xmlns=\"http://www.w3.org/2000/svg\"><path fill=\"white\" fill-rule=\"evenodd\" d=\"M164 2L165 6H167V0H164ZM153 3H155V0H153ZM259 3L261 15L264 16V0H259ZM147 14V10H145L137 15L139 17H146ZM253 14H255V8L253 9ZM202 23H211L214 27V18L207 7V3L205 5V16ZM147 27L148 24L145 19L142 23L134 25L133 30L139 34ZM242 40L247 45L248 36H244ZM243 51L244 48H241V52ZM259 87L264 89V80L259 82ZM261 113L264 114V109H261ZM257 163L260 162L257 161ZM2 207L3 202H0V208ZM20 208L21 205L18 203L15 206L14 211L9 212L8 215L15 219L17 213L20 211ZM109 230L113 231L114 235H118L119 246L109 245L111 251L105 252L101 250L99 256H97L92 249L85 250V246L83 244H81L79 250L74 248L70 240V232L60 233V236H62L63 239L56 240L51 238L53 233L50 227L42 226L40 228H36L34 224L29 227L27 235L17 237V242L26 243L55 257H66L72 262V264H156V257L159 255L158 253L147 247L143 250L137 247L136 242L140 239L139 235H137L139 229H132L130 235H125L123 231L116 233L111 225L109 226ZM145 245H147V241H145ZM233 255L237 254L233 253ZM246 259L254 261L255 264H264V255H249Z\"/></svg>",
    "mask_w": 264,
    "mask_h": 264
}]
</instances>
